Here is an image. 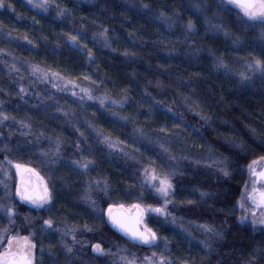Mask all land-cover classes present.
<instances>
[{"label": "trees", "instance_id": "obj_1", "mask_svg": "<svg viewBox=\"0 0 264 264\" xmlns=\"http://www.w3.org/2000/svg\"><path fill=\"white\" fill-rule=\"evenodd\" d=\"M217 3L219 0H53L45 12L32 7L28 0H3L0 7V114L10 118L0 126V180H6L9 195H4V185L0 184V204L11 202L17 215L15 225L10 226L0 213V229L8 228L21 235L35 231L36 264H51L49 251L56 254L54 259L58 264H67V254L58 243L61 232L40 231L39 226L50 216L54 219V228L76 227L75 235L80 243L74 244L71 234L64 237L68 245L74 244L73 256L78 257L72 264H123L121 256L131 259L135 253L136 257L143 258L151 256L153 251H162V248L133 245L109 226L106 217L101 224L83 199L90 195L106 208L103 192L86 191L90 179L106 176L112 184L109 195L113 199H121L125 206L138 202L135 197L126 196L125 190L138 191L142 172L137 171L140 167L137 161L147 164V157H152L161 163V156L168 155L157 142L164 143L177 157L170 163L184 173L175 178L173 203L168 205L172 216L182 220L173 224L171 216L165 219L157 215H150L146 220L148 227L172 242L169 244L172 253L165 255H171L173 260L188 259L190 264H244L245 260L264 264V258L253 260L250 255L264 240V234L238 225L236 207L247 181V165L264 155L259 151L257 139V136L264 139V86L258 76L253 77L254 84L242 85L238 77L223 69L216 70L212 63L214 57L207 51L211 49L223 55L225 63L233 70L247 71L241 58L251 59L249 52L259 54L264 44L259 39V25L255 30L244 28L237 16L238 8L229 6V14L218 10ZM57 4L61 9H68L63 17L57 15ZM197 4L209 6L211 11L201 14L196 10ZM162 13L169 22L174 21L171 28L161 19ZM190 19L195 23L196 32L186 40L184 25ZM221 20L233 34L231 37L214 30L213 25ZM103 28L108 29L111 48L100 42L103 37L94 36ZM77 33H83L86 39L78 37L74 45L69 42V36ZM235 37L241 40L239 46L232 43ZM196 47L205 50L197 56L190 55V48ZM173 48L176 51L170 55ZM88 49L95 57L91 64ZM125 51L128 56L124 55ZM29 63L60 72L62 77L81 87L91 88L93 95L107 91L113 100H120L124 95L129 99L123 108L110 104L101 107L98 101L86 97L81 100L83 93L79 88L72 89L77 93L73 96L69 90L71 85L65 88L64 80L51 77L40 80L31 74ZM12 65L19 71H10ZM82 75H90L97 83L78 80ZM54 83L57 87H53ZM20 87L26 89V94L20 93ZM113 112L129 120H121L113 116ZM201 114L210 120L206 122ZM20 121L31 125V134L22 135L29 130L22 127ZM89 124L111 135L114 141H123L118 148H123L129 156L100 143ZM137 128L144 130L146 138L138 133L134 135ZM161 128L167 131L161 132ZM57 138L63 142L61 158L52 166L55 168L52 171L41 163V153L53 156ZM233 139L251 146L246 154L231 147L229 142ZM221 154L231 162V175L227 178L216 171L217 166L209 159L210 155L219 157ZM82 157L96 161L89 175L72 164ZM9 160L12 164L34 168L50 189H56L57 199L51 212L47 206L40 210L31 208L14 194L16 176L12 164L6 162ZM197 189L213 195L201 202ZM156 199L159 198L154 199L148 191L144 192L145 205L161 206L156 204ZM189 199L196 203H182ZM233 210L234 214L226 215ZM26 216L31 224L25 221ZM204 223L217 227L226 223L228 231L224 240L214 242L216 251L211 258L202 260L205 250L199 241L210 234L203 233L197 225ZM85 225L94 230L88 231ZM95 244L106 251L110 249L111 255L96 257L92 252ZM5 246L0 244V252ZM42 246L43 256L39 251ZM125 248L128 251H119Z\"/></svg>", "mask_w": 264, "mask_h": 264}, {"label": "snow or ice", "instance_id": "obj_2", "mask_svg": "<svg viewBox=\"0 0 264 264\" xmlns=\"http://www.w3.org/2000/svg\"><path fill=\"white\" fill-rule=\"evenodd\" d=\"M28 3L31 4L34 8L43 9L45 12L48 11L49 7L52 5L53 0H28ZM3 6V0H0V7ZM229 6H235L240 11L237 13L239 17V22L246 29L255 30L257 25L260 26L261 31L259 33V39L262 44H264V0H219V3L215 4V7L218 10L228 11L230 14ZM144 8H148V5H143ZM197 12L203 14L208 11H211V7L202 6L201 4H197L196 6ZM57 15L63 17L64 13L68 11V9H61L60 5H56ZM242 13V14H241ZM161 19H165V23L168 24V27L171 28L174 24V21L169 22V19L164 17V14H161ZM103 27V26H101ZM213 28L216 32L222 33L225 37H231L233 34L227 25L221 20L220 23L213 25ZM184 31L187 34L185 39L188 40L189 36L196 32L195 23L190 19L184 25ZM108 29L103 28L102 32H97L94 34L95 37H103V40L100 41L104 47L111 48V43L107 38ZM78 37L81 39H86L83 33H77L76 35L69 36V42L72 44L78 43ZM233 45L239 46L241 40L239 37H235L232 40ZM83 47L87 48V44H84ZM205 49L201 47L190 48V55L197 56L198 53L204 51ZM176 49L173 48L169 51L171 55L175 52ZM208 54L213 56L214 59L212 61L213 67L216 70L223 69L226 73L234 75L239 78V82L243 85L246 82L250 84H254L253 77L258 76L260 79V83L264 86V49L261 50L259 54L253 55L249 52V56L251 59L241 58L244 60L243 67L247 69V71H239L238 69L233 70L229 64L225 63V58L223 55H219L216 52L208 49ZM125 56H128L129 53L127 51L124 52ZM134 55V54H133ZM94 54L91 49H88V61L89 63L94 62ZM31 74L33 76H37L40 80H47L49 77L54 80H64V87L67 88L71 85L69 89L72 91L74 88H79L80 92L83 95L80 97L81 100L87 98V100H96L98 101L101 107H106L107 105H111L112 107L123 108L125 106V102L129 99L127 95H124L120 100H113L108 94L107 91L103 95H93V90L89 87H81V85L77 84L75 81L71 79H66L61 76L60 72L52 71L51 69H42L38 64L28 65ZM16 69L15 65H12L10 71ZM194 75H198L194 73ZM83 79L89 81L91 84H96L97 81L93 80L90 75H82V77H77V79ZM53 87H57L54 83ZM157 87H160V83L157 82ZM20 93L26 94V89L20 87ZM126 92V90H125ZM147 94V90L145 89ZM72 95L75 96L77 93L72 91ZM170 110V109H169ZM65 116L68 115L67 112L64 113ZM113 116L118 117L121 120L128 121L129 117L120 116L118 112H113ZM10 117L7 115L0 114V126L5 124ZM201 118L206 122L210 120V117L204 116L201 114ZM14 119V117H12ZM22 127L27 128L29 131L26 133H22V135L31 134V125L25 124L24 121H20ZM89 127L96 132L99 142L106 145L109 149H118L123 153L124 156L128 157L129 153L124 152L123 148H118L119 145L124 142L121 140H113L111 135L105 134L102 130H97L94 125L89 124ZM174 127H178V125H174ZM161 132H166V128H161ZM138 133L140 137L146 138L144 130L141 128L134 129V135ZM255 134V133H254ZM43 135V133H41ZM84 134L81 133V136ZM259 140V151L264 152V139ZM62 141L57 138L54 141V155L49 156L47 152L41 153V163L50 167L52 171H55V168L52 167L58 164L61 158V147ZM231 147L238 149L240 153L246 154L250 145H247L243 140H231ZM157 146L161 148L163 153H167V156H161V163H157L156 159L152 157H147L148 163L144 164L142 161H137L140 164V167L137 169L138 172H142L141 177L139 178L138 191L133 193L131 191L125 190V195L129 197H135L138 201L136 203H130L127 207L125 203L117 198L113 199L112 196L109 195L112 190V184L109 182V178L104 176L101 178H92L88 181L87 184V192H92L93 190L100 191L104 193L106 199L104 203L107 204V207H101L95 199H92L90 195H86L83 197L85 201L88 202V207H90L93 212L96 214V219L101 223H105V217L107 218V222H109L113 228H115L122 236L126 237L127 240L133 245H146L149 248L161 249L159 253L156 251L152 252L151 256H144L143 258L136 257L135 253L132 254V258L129 259L126 256H121L120 259L123 261V264H190L188 259H183L177 257L175 260L172 259L171 255H165V253H172V249L169 247V244L172 243L168 237H162L158 235L156 231L152 228L148 227L145 223V216L152 213L157 216H162L165 219L171 216V223H177L178 218L176 216H172L171 212L168 210V205L173 203L172 197L175 194L176 185L174 180L177 176H182L184 173L173 163L170 161H175L177 157L170 153V150L164 143L157 142ZM78 150L79 145H77ZM133 151H139L138 149H133ZM209 151L211 152V146H209ZM111 154V153H110ZM143 155V153H141ZM183 159H187V157H182ZM209 159H212L213 164H215L216 171L220 173L223 177H229L231 175L230 164L228 157H224L222 154L219 157L209 156ZM8 164H12V161H6ZM199 163V161H197ZM72 164L81 170L84 175H89L90 169L92 166L96 164L94 159H84L81 160H73ZM163 165H167V167H163ZM15 170L21 176V187L15 190V195L20 198L21 201H25L33 205L37 210L44 209L47 206L49 212H51L52 208L55 206L54 201L57 199L56 197V189H50L48 183L43 180V177H39V174L35 171L34 168L27 166L26 164L16 163L14 165ZM260 169L259 171L257 169ZM248 172L250 174V184H246L244 186V193L241 194V199L236 203V207L239 208L241 215L237 219L238 225H245L251 223L253 225V231L256 230V227H259L261 232H264V155H259L257 158L252 159V162L247 165ZM25 173H30L35 175L40 180V187L42 188V194L37 195L34 190L29 189L24 184L23 176ZM8 179H11V176L8 173L4 174ZM62 179V178H61ZM0 184L4 185V195L8 196V185L6 180H0ZM257 184L260 186L257 187ZM132 187V186H129ZM249 188L251 191H249ZM148 191V193L155 199L156 204H160L161 206L155 205H145L144 204V192ZM199 192V197L201 202L210 198L213 194L209 191H203L197 189ZM161 201L163 202L161 204ZM186 202L187 204H194L196 201L191 199ZM250 202V204L248 203ZM223 211V209H221ZM257 211H260L261 214L258 217L256 215ZM0 213L3 214V218L7 220L8 224L15 225L16 223V208L15 206L9 202L8 204H0ZM234 214V210L231 213ZM25 221L31 224V219L29 217H25ZM189 223H193L189 221ZM88 231H93L92 227L84 226ZM40 231L42 233L49 232H61V238L58 243L62 244L64 247V251L67 254L66 260L67 264H72L73 259H78V257L73 256V248L75 243H80L75 235L76 227L68 226L64 229L54 228V219L50 216L48 219H44L42 224L39 226ZM197 228L201 230L205 234H210L206 237V239L199 241L202 245L204 251V255L201 256V259H210L212 254L216 251L214 248V242L222 241L225 238V235L228 231V227L226 223H222L218 227L209 224H198ZM187 231V229H185ZM71 234L72 240L74 244L72 246L68 245L64 237ZM188 235H191L189 232ZM36 236L35 231H31L29 236L21 237L18 234H14L8 228L0 229V244H6L7 246L4 248L2 252H0V264H36V249L37 243L32 239V237ZM162 241V243H160ZM19 245V247H15ZM119 248V246H117ZM41 255H44V247H40L39 249ZM119 251L126 252L128 249H119ZM92 252L95 253L96 257H104L107 255H111V250H105L101 247L100 244H95L92 247ZM48 255L51 259V264H58V261L54 259L55 253L52 251L48 252ZM252 259L264 258V240L261 241V244L255 248H253L251 254ZM87 264V262H85ZM244 264H252L251 260H245Z\"/></svg>", "mask_w": 264, "mask_h": 264}, {"label": "rangeland", "instance_id": "obj_3", "mask_svg": "<svg viewBox=\"0 0 264 264\" xmlns=\"http://www.w3.org/2000/svg\"><path fill=\"white\" fill-rule=\"evenodd\" d=\"M14 165H15V164H12L13 171H14L15 176H16V185H17V188H20V185H21V176H20L19 173L16 172ZM36 172H37V171H36ZM37 173H38V172H37ZM38 174H39V173H38ZM32 177H35V178H37V179L39 180V178H38L37 176L31 174V176L28 177V176H27V173H25L24 176H23L24 184L27 185V186H29V187H31V185H32ZM39 177H42V176L39 174ZM249 178H250V174H249V172H248V177H247L246 184H249ZM43 180H44V178H43ZM44 181H45V180H44ZM39 182H40V180H39ZM246 184H245V185H246ZM245 185H244V186H245ZM244 190H245V188L243 187L241 194L244 193ZM249 190H250V188H249ZM240 199H241V195H240L238 201H240ZM22 202H24V201H22ZM248 203H249V202H248ZM26 204H27L29 207L36 209V208H35L33 205H31L30 203H26ZM126 207H127V206H126ZM168 210H170L169 206H168ZM238 211H239V216H240V215H241V212H240L239 208H238ZM150 215H156V214H152V213H150V214L146 215V216H145V223H146L147 218H148ZM256 215H257L258 217L260 216V215L257 214V213H256ZM106 220H107V218H106ZM108 224H109V223H108ZM109 226H110V225H109ZM243 226H246V227L250 228V229L253 231V225H251V223H249V224H245V225H243ZM254 232L264 234V232H261V231L259 230V227H258V226L256 227V230H255ZM18 235L21 236V237L29 236V235H21V234H18ZM32 239H33V237H32ZM6 246H7V245H6ZM6 246H5V247H6ZM15 247H19V245H16Z\"/></svg>", "mask_w": 264, "mask_h": 264}, {"label": "water", "instance_id": "obj_4", "mask_svg": "<svg viewBox=\"0 0 264 264\" xmlns=\"http://www.w3.org/2000/svg\"><path fill=\"white\" fill-rule=\"evenodd\" d=\"M27 176L28 177H30L31 176V174L30 173H27ZM25 186H27V185H25ZM20 187H21V185H20ZM29 189H31V190H34L35 191V193L37 194V195H39V194H42V188L40 187V182H39V180L37 179V178H35V177H32V185H31V187H29V186H27ZM25 202V201H24ZM25 203H28V202H25ZM109 223V222H108ZM109 225H110V227L114 230V231H116L117 233H119L115 228H113L112 227V225L109 223ZM120 235H122L121 233H119Z\"/></svg>", "mask_w": 264, "mask_h": 264}, {"label": "flooded vegetation", "instance_id": "obj_5", "mask_svg": "<svg viewBox=\"0 0 264 264\" xmlns=\"http://www.w3.org/2000/svg\"><path fill=\"white\" fill-rule=\"evenodd\" d=\"M258 171L260 170L259 168L257 169ZM251 183V181H250V178H249V184ZM260 185L259 184H257V187H259ZM249 191H251V189L249 190ZM249 204H250V202H249ZM257 214H261V212L260 211H257Z\"/></svg>", "mask_w": 264, "mask_h": 264}]
</instances>
